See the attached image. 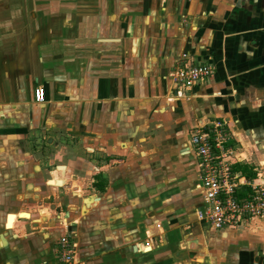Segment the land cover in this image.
<instances>
[{"label": "crops", "instance_id": "0c3cea01", "mask_svg": "<svg viewBox=\"0 0 264 264\" xmlns=\"http://www.w3.org/2000/svg\"><path fill=\"white\" fill-rule=\"evenodd\" d=\"M10 1L0 264H52L66 230L80 264H264V218L198 220L191 143L225 121L240 164L264 172V0ZM184 53L215 68L185 90L170 77Z\"/></svg>", "mask_w": 264, "mask_h": 264}, {"label": "built area", "instance_id": "2783aa9c", "mask_svg": "<svg viewBox=\"0 0 264 264\" xmlns=\"http://www.w3.org/2000/svg\"><path fill=\"white\" fill-rule=\"evenodd\" d=\"M214 65L192 59L184 53L180 64L170 72L173 84L190 89L214 73ZM45 89H35V98L44 100ZM198 157L203 204L196 215L212 229L235 228L247 220L264 218V172L252 169L248 175L237 167L241 162L239 149L225 121L214 120L198 126L191 135ZM52 264H80L77 243L66 230L57 243V259Z\"/></svg>", "mask_w": 264, "mask_h": 264}, {"label": "trees", "instance_id": "16d2710c", "mask_svg": "<svg viewBox=\"0 0 264 264\" xmlns=\"http://www.w3.org/2000/svg\"><path fill=\"white\" fill-rule=\"evenodd\" d=\"M237 167L239 169H241L242 171L246 172L248 175H254L255 173L252 171L251 168H249L247 165H242V164H239L237 165Z\"/></svg>", "mask_w": 264, "mask_h": 264}, {"label": "rangeland", "instance_id": "374dc122", "mask_svg": "<svg viewBox=\"0 0 264 264\" xmlns=\"http://www.w3.org/2000/svg\"><path fill=\"white\" fill-rule=\"evenodd\" d=\"M18 1H19V0H18ZM18 1H17V0H13V2H12V1H10V2H11V3H16V2H17V4H18V3H19ZM55 174H56V172H55ZM81 175H82V174H81ZM21 216H23V217H29V214H28V213H22ZM9 217H10V216H9ZM11 217H12V216H11ZM11 217H10V218H11ZM10 218H9V219H10ZM9 219H8V220H9Z\"/></svg>", "mask_w": 264, "mask_h": 264}, {"label": "bare ground", "instance_id": "6f19581e", "mask_svg": "<svg viewBox=\"0 0 264 264\" xmlns=\"http://www.w3.org/2000/svg\"><path fill=\"white\" fill-rule=\"evenodd\" d=\"M150 249H151L150 247H147V248H146L147 251L150 250Z\"/></svg>", "mask_w": 264, "mask_h": 264}]
</instances>
